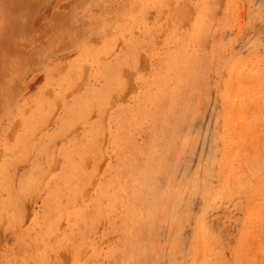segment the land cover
<instances>
[{"label":"rangeland","instance_id":"rangeland-1","mask_svg":"<svg viewBox=\"0 0 264 264\" xmlns=\"http://www.w3.org/2000/svg\"><path fill=\"white\" fill-rule=\"evenodd\" d=\"M0 264H264V0H0Z\"/></svg>","mask_w":264,"mask_h":264}]
</instances>
